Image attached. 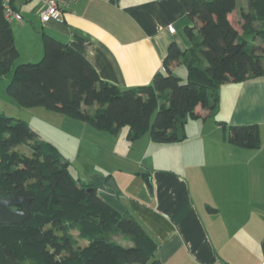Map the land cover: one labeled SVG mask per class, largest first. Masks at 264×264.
Segmentation results:
<instances>
[{"label": "trees", "instance_id": "1", "mask_svg": "<svg viewBox=\"0 0 264 264\" xmlns=\"http://www.w3.org/2000/svg\"><path fill=\"white\" fill-rule=\"evenodd\" d=\"M16 1L11 0L14 9ZM181 3L190 21L184 28L189 52L170 43L163 71L150 84L121 89L44 31L40 61L17 64L11 22L0 0V79L10 76L7 96L21 109L42 108L112 136L127 128L128 143L146 134L156 144L184 142L188 118L211 117L222 85L264 75V0H246L236 25L228 15L237 0ZM179 65L188 67L185 81L173 74ZM93 105L97 109L90 115ZM198 106L205 117L196 114ZM218 124L229 144L259 149L257 125ZM18 144H29L31 155L16 150ZM6 196L29 199V215L0 225V264H161L155 259L159 245L133 216L117 212L93 186L75 179L69 161L27 122L0 113V198Z\"/></svg>", "mask_w": 264, "mask_h": 264}, {"label": "crops", "instance_id": "2", "mask_svg": "<svg viewBox=\"0 0 264 264\" xmlns=\"http://www.w3.org/2000/svg\"><path fill=\"white\" fill-rule=\"evenodd\" d=\"M18 1L14 6L23 21L15 31L24 37L26 46L18 45L15 31L13 37L21 63L42 57V46L33 54L28 49L29 44L35 45L34 35L40 28L83 55L103 81L127 89L148 85L163 71L170 43L186 52L191 48L184 34L190 21L181 0H78L62 21L46 23L39 18L41 0L34 5L32 0ZM241 8H246V0H237L236 9L228 15L234 25ZM179 69V78L186 80L188 67L175 66L173 74ZM218 93L214 113L220 119L213 126H208L211 117L194 119L198 136L194 146H188L186 126L182 143L156 144L147 134L128 143L127 128L112 136L61 114H44L47 119L39 118V112L31 115L61 140L66 135L63 142L75 148V159L59 149L64 144L46 142L69 161L70 172L81 155V172H71L73 177L93 186L117 212L133 216L159 245L155 259L161 264H264V75L224 84ZM94 112L87 109L90 115ZM195 112L207 115L200 106ZM0 113L10 116L1 108ZM51 119L67 126V132ZM218 122L257 125L259 149L229 144ZM34 131L42 140L39 131ZM21 146L31 153L29 144H18L15 149ZM177 147L186 150L181 160L170 161L168 154ZM162 153L168 154L159 157ZM157 156L155 164L150 158ZM109 180L117 191L107 186Z\"/></svg>", "mask_w": 264, "mask_h": 264}, {"label": "rangeland", "instance_id": "3", "mask_svg": "<svg viewBox=\"0 0 264 264\" xmlns=\"http://www.w3.org/2000/svg\"><path fill=\"white\" fill-rule=\"evenodd\" d=\"M21 1V0H19ZM18 1V2H19ZM38 2V0H32L31 1V5H34ZM18 23L16 22H11V27H12V30H13V33L15 30H17L18 28ZM26 24V23H24ZM40 31L41 29L38 28L37 30V35H34L36 41H35V45L33 44H29L28 45V49L31 51V53L33 54L35 52V50H37V47L39 48V46H42L41 44V40H40ZM15 37H16V41L18 43V45L20 47H23V46H26V43H25V40H24V37L23 36H20L19 37V34H18V31H15ZM41 44V45H40ZM39 52V51H38ZM41 58H37L36 60H33L32 62L30 63H37L40 61ZM17 64H20V59L17 60L16 62ZM22 63H27V62H22ZM180 71L181 69H179L174 75H176L177 77H180L178 76L180 74ZM7 78V79H6ZM6 78H3V79H0V108L3 110V111H7V115H10V116H13V117H16V118H19V119H27V123L29 124V126L31 128H33L34 130H37L39 131L40 135H42V141H52L53 143H57L56 145H58L60 147V143L61 145L64 144V142L66 141V135L63 134L62 135V140L59 136H56L55 134H53V132H51V130H47L46 128L42 127L41 124H39V120L38 119H33L32 118V112H39V118H43V119H47L48 117H45L44 114H46L47 116H60L59 114L57 113H52V112H48L42 108H34V109H21L19 108L6 94V85H5V80L6 82L9 81V78L10 76L6 77ZM184 80V79H182ZM185 81V80H184ZM9 83V82H8ZM223 86V85H222ZM97 109V105H93L92 107L89 108V111H94ZM33 110H36V111H33ZM9 116V117H10ZM62 116V115H61ZM154 117V115H153ZM68 118V117H66ZM210 118V117H209ZM70 119V118H69ZM220 117L217 115V114H212L211 118L208 120V126H213V124L215 123L216 120H219ZM50 121V120H48ZM51 123L53 124H57V128L60 130L61 128L64 129L62 131H65L67 132L68 130V127L65 126L64 124H61L59 121L57 120H53L51 119L50 121ZM194 122V119L193 118H188L187 120V124H186V132H187V136H188V146H194L196 144V141H198V136H196L197 134V128L194 124L196 123H193ZM60 133V132H59ZM61 134V133H60ZM149 135V134H147ZM65 138V139H64ZM72 140V139H69V141ZM64 141V142H63ZM187 148V147H186ZM61 151H63L64 155H67L73 159H75V157H77L76 155V150L75 148L71 145V144H64V146H61ZM20 153L22 154H25L27 156L31 155V153L28 151V149L26 147H18L17 149ZM184 150H186L185 148L183 147H177V149L174 151V152H171V153H162L159 157H166V155L168 154V157H169V160L170 161H173V158H175V162H177V160H181L182 158V154L184 153ZM82 153V152H81ZM158 156L157 157H154V158H150L151 160H153V163H157L156 159L159 158ZM93 157L89 158L88 162L89 163H92ZM80 163H82V158H81V155L78 156V158L75 160V162L73 163V168L71 169V172L74 174V175H77L76 171H80ZM98 165V164H96ZM103 166V163L101 162L99 164V166ZM173 165V163H172ZM177 165V164H175ZM129 167L130 169H132V165L129 164ZM178 169V168H176ZM75 233V236H77V233ZM82 245H84L86 243L85 240H82L80 241Z\"/></svg>", "mask_w": 264, "mask_h": 264}, {"label": "built area", "instance_id": "4", "mask_svg": "<svg viewBox=\"0 0 264 264\" xmlns=\"http://www.w3.org/2000/svg\"><path fill=\"white\" fill-rule=\"evenodd\" d=\"M3 6L4 18L9 22L21 23L22 15L12 7L11 0H1ZM78 0H41L43 8L39 13L41 22L46 23L49 20L62 21L67 10ZM171 29V28H170ZM172 30V29H171ZM215 264H222L220 262Z\"/></svg>", "mask_w": 264, "mask_h": 264}, {"label": "water", "instance_id": "5", "mask_svg": "<svg viewBox=\"0 0 264 264\" xmlns=\"http://www.w3.org/2000/svg\"><path fill=\"white\" fill-rule=\"evenodd\" d=\"M107 186L117 191V187L113 180H109ZM29 202L27 198L16 196L0 198V225L23 222L29 215Z\"/></svg>", "mask_w": 264, "mask_h": 264}]
</instances>
